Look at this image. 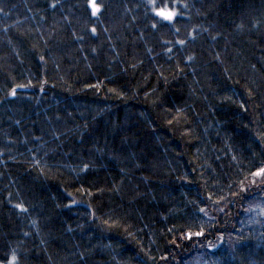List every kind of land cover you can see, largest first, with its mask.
I'll return each mask as SVG.
<instances>
[{
    "label": "trees",
    "instance_id": "1",
    "mask_svg": "<svg viewBox=\"0 0 264 264\" xmlns=\"http://www.w3.org/2000/svg\"><path fill=\"white\" fill-rule=\"evenodd\" d=\"M94 2L0 0V264H264V0Z\"/></svg>",
    "mask_w": 264,
    "mask_h": 264
},
{
    "label": "rangeland",
    "instance_id": "2",
    "mask_svg": "<svg viewBox=\"0 0 264 264\" xmlns=\"http://www.w3.org/2000/svg\"><path fill=\"white\" fill-rule=\"evenodd\" d=\"M92 4H93V0H89V5H90V7H91V9H92V11H93V7H92ZM158 13H160L159 11L157 12V14ZM165 13V12H164ZM165 14H167V13H165ZM159 15V14H158ZM161 16V15H160ZM162 17H164V16H162ZM251 205H252V209L253 210H259V211H261V213L262 214H264L263 213V207H264V205H263V201L261 200V199H254L252 202H251Z\"/></svg>",
    "mask_w": 264,
    "mask_h": 264
},
{
    "label": "snow or ice",
    "instance_id": "3",
    "mask_svg": "<svg viewBox=\"0 0 264 264\" xmlns=\"http://www.w3.org/2000/svg\"><path fill=\"white\" fill-rule=\"evenodd\" d=\"M92 7H93V14L95 15L96 12L99 11V8L95 4L94 0H93ZM158 14L161 15V16H164L166 19H169V20L172 18L173 15H175V13H167V14H165L164 12H160Z\"/></svg>",
    "mask_w": 264,
    "mask_h": 264
},
{
    "label": "bare ground",
    "instance_id": "4",
    "mask_svg": "<svg viewBox=\"0 0 264 264\" xmlns=\"http://www.w3.org/2000/svg\"><path fill=\"white\" fill-rule=\"evenodd\" d=\"M203 19H204V21H206V24H207V25H209L210 23L212 24V27H213V30H212V31H214V30L216 31V27H217V25L215 24V22H212V21L210 22L209 19H208V16H207V15H203ZM217 22H218V21H217ZM218 23H219V22H218ZM118 109H119V108H118ZM79 111H81V110H79ZM88 112H89V111H88ZM111 112H116V111H115V109H113V110H111ZM85 114H87V113H85ZM166 155L169 156V153L167 152Z\"/></svg>",
    "mask_w": 264,
    "mask_h": 264
}]
</instances>
